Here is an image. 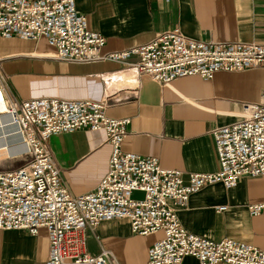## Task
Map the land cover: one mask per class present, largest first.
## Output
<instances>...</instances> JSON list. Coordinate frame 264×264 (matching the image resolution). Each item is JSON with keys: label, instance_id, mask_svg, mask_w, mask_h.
<instances>
[{"label": "crops", "instance_id": "obj_1", "mask_svg": "<svg viewBox=\"0 0 264 264\" xmlns=\"http://www.w3.org/2000/svg\"><path fill=\"white\" fill-rule=\"evenodd\" d=\"M91 29L104 33L102 52L145 43L174 27L188 36L213 42L264 43V0H75ZM44 37L25 39L0 34V159L28 150L8 114L10 103L51 96L105 99L106 113L129 116L122 149L157 156L164 167L191 171L220 167L212 129L241 118L244 104L261 99L264 65L219 70L212 77L182 75L165 84L142 71L140 57L73 61L53 55ZM74 194L95 190L109 169L113 146L104 129L79 128L51 134L44 141ZM264 174L242 175L234 186L222 181L193 192L187 204L174 203L183 226L213 238L226 237L264 250ZM226 205L223 209L218 206ZM163 236L135 232L127 218L102 220L88 229V249L114 253L116 264H147L150 246ZM46 228H0V264H50ZM183 264H200L187 255Z\"/></svg>", "mask_w": 264, "mask_h": 264}, {"label": "built area", "instance_id": "obj_2", "mask_svg": "<svg viewBox=\"0 0 264 264\" xmlns=\"http://www.w3.org/2000/svg\"><path fill=\"white\" fill-rule=\"evenodd\" d=\"M0 34L44 37L53 55L65 60H120L138 54L139 68L165 84L182 75L209 78L219 70L264 65V43L205 41L186 35L180 27L103 53L106 35L89 27L75 0H0ZM106 106L105 99L51 96L9 104L31 154L23 164L0 169V228L32 233L46 228L50 264H116L111 249L102 246L91 252L87 239L88 229L112 218H127L140 234L163 231L150 246L147 264H183L187 255L197 257L200 264H264V250L254 244L189 231L174 206L187 204L190 195L207 184L222 181L231 187L242 175L264 174V91L259 101L244 104L239 120L212 129L220 167L191 171L187 178L180 169L161 165L157 156L123 150L131 118L112 117ZM79 128L106 130L113 151L98 187L74 195L44 141L51 134ZM249 208L258 214L264 201Z\"/></svg>", "mask_w": 264, "mask_h": 264}, {"label": "rangeland", "instance_id": "obj_3", "mask_svg": "<svg viewBox=\"0 0 264 264\" xmlns=\"http://www.w3.org/2000/svg\"><path fill=\"white\" fill-rule=\"evenodd\" d=\"M22 134V132H21ZM26 136V135H25ZM30 150L19 153L15 156H9L3 159H0V169L15 167L20 164H23L30 157ZM143 194L137 193V196H142Z\"/></svg>", "mask_w": 264, "mask_h": 264}, {"label": "bare ground", "instance_id": "obj_4", "mask_svg": "<svg viewBox=\"0 0 264 264\" xmlns=\"http://www.w3.org/2000/svg\"><path fill=\"white\" fill-rule=\"evenodd\" d=\"M0 98L4 100V93H3V90H2V87L0 85ZM3 106H0V112L3 111ZM7 109L5 108L4 111H6ZM8 114L10 115V117L13 119V122L19 127L20 129V132H22V135L24 137V139L26 140L27 144H28V150H30V145L28 143V140L26 139V136H25V133H24V130L23 128L21 127V125L19 124V122L17 121L16 117H15V114L13 113V111L11 110L10 107H8Z\"/></svg>", "mask_w": 264, "mask_h": 264}]
</instances>
